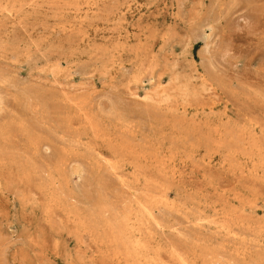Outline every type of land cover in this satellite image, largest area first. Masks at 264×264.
<instances>
[{"label":"rangeland","instance_id":"1","mask_svg":"<svg viewBox=\"0 0 264 264\" xmlns=\"http://www.w3.org/2000/svg\"><path fill=\"white\" fill-rule=\"evenodd\" d=\"M0 264H264V0H0Z\"/></svg>","mask_w":264,"mask_h":264}]
</instances>
